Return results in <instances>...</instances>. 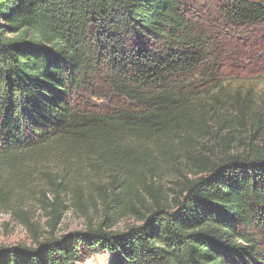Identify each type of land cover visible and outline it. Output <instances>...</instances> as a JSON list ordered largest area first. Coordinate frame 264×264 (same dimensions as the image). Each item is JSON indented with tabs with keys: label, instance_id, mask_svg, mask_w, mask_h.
<instances>
[{
	"label": "trees",
	"instance_id": "obj_1",
	"mask_svg": "<svg viewBox=\"0 0 264 264\" xmlns=\"http://www.w3.org/2000/svg\"><path fill=\"white\" fill-rule=\"evenodd\" d=\"M263 25L264 0H0V209L2 179L43 163L100 161L115 196L101 193L99 223L56 237L81 175L51 180L47 237L0 248V264H264V109L203 88L218 31ZM222 111L242 132L220 135ZM180 152L206 175L159 195L149 182ZM138 188L144 212L127 202ZM125 211L141 225L118 233Z\"/></svg>",
	"mask_w": 264,
	"mask_h": 264
},
{
	"label": "rangeland",
	"instance_id": "obj_2",
	"mask_svg": "<svg viewBox=\"0 0 264 264\" xmlns=\"http://www.w3.org/2000/svg\"><path fill=\"white\" fill-rule=\"evenodd\" d=\"M218 32L220 34L217 56L210 64L215 76L203 88L218 92V98L223 105L238 102L239 107L264 109V25L239 34ZM98 103L104 102L98 101ZM227 112H220L217 123L222 127L220 135L223 136L228 135L226 129L230 124L239 131L242 130L235 120V114ZM241 134L238 132L235 136ZM216 141L205 139L201 143L206 145L204 148L216 153L220 150ZM206 155L207 158L215 157L210 153ZM170 165V171L162 170L155 182H149L156 193L162 196L173 195L181 183L206 175H196L199 168L194 167V162L183 157V152H180L177 160H172ZM76 173L81 175V181L71 186L64 196L63 200L68 210L60 213L61 219L53 233L56 237H61L84 231L89 219L95 224L99 223L103 209L101 193L105 192L106 195H110V199H115L114 186L110 183L109 171L105 164L93 159L90 164L82 161L75 166L58 162L31 165L16 176L2 179L4 183L2 193L7 194L8 203L0 209V248L15 247L20 244L33 246L34 238L44 240L53 225L54 212L52 206L41 202L42 194L49 188L51 180L59 182L62 176L69 180ZM119 188L117 187L116 190ZM145 198L147 196L143 189L138 188L127 197V202L144 212ZM49 201L53 203L52 195H49ZM121 205L122 203L117 207ZM139 225L141 223L125 211L114 231L123 233L130 227ZM110 263L111 257L101 254L79 264Z\"/></svg>",
	"mask_w": 264,
	"mask_h": 264
}]
</instances>
